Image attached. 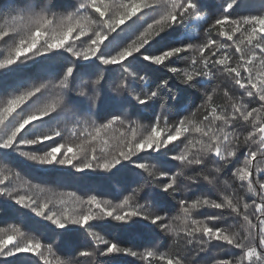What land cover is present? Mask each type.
Returning a JSON list of instances; mask_svg holds the SVG:
<instances>
[{"label":"snow or ice","instance_id":"1","mask_svg":"<svg viewBox=\"0 0 264 264\" xmlns=\"http://www.w3.org/2000/svg\"><path fill=\"white\" fill-rule=\"evenodd\" d=\"M247 7L219 0L210 14L208 0L0 5V207L26 210L32 222L0 226V264H118L121 256L197 264L214 242L238 250L215 264H264V10L240 15ZM133 65L170 75L153 82ZM217 72L241 95L224 91L219 104L218 86L209 87L194 110L182 103ZM129 107L151 108V123L133 119ZM228 174L248 200L221 184ZM118 175L126 178L119 190L96 183ZM182 178L218 191L189 195ZM136 231L145 236L137 248L115 234ZM161 233L171 246L154 243Z\"/></svg>","mask_w":264,"mask_h":264},{"label":"trees","instance_id":"2","mask_svg":"<svg viewBox=\"0 0 264 264\" xmlns=\"http://www.w3.org/2000/svg\"><path fill=\"white\" fill-rule=\"evenodd\" d=\"M38 2L41 4V6H43L48 2V0H38ZM67 2L68 0H52V5H56L57 3H67ZM5 3L6 0H0V5H4ZM218 3L219 0H208V4H209L208 11L210 14L211 11L214 10L215 6L218 5ZM262 3H264V0H249V7L240 10L239 14L240 15L258 14L261 10H264L261 8ZM147 22L150 23L151 20L149 19ZM192 32L194 35L199 37L198 39H194L192 41L193 43H200L204 39L203 33L199 31L198 26H193ZM178 63L183 64L184 61H180ZM132 69L140 70L142 74L148 75L153 82L158 81L160 78H166L167 75H170V74H166L163 69L143 68V66L140 65H133ZM111 75L113 76V78L118 79L120 75V70L118 68L114 69ZM89 78L94 79L95 76L85 77V79H89ZM9 83H11V81ZM217 86H218L217 94L214 97V99L219 104L227 103V98L223 95L224 91H228L231 95L237 97L241 95L240 90H238L233 86L230 79L223 72H217L210 86L203 82L198 83L195 89H190L188 91L182 103L188 104L194 110L195 105L201 102L204 92L208 90L209 87H217ZM248 99L250 98H247L246 102ZM251 106H256V104L253 102ZM176 110L177 109L175 105L171 107V111L169 113L170 119H175ZM129 111L133 112L132 118L137 119L140 124L147 125L151 123V117H152L151 108L145 109L143 114H137L136 111L131 107H129ZM240 131H243V129H240ZM214 167H215L214 164H209L205 174H207V171L214 169ZM261 167H264V165H261ZM188 175H196V173L192 170H186V176ZM182 180L184 184L189 185V195H192L193 193L195 195H199L202 192H209V194H212V192L218 191L213 186L207 185V183L203 181L197 182L200 185V187L197 188L192 186L191 182H188L185 178H182ZM224 180H227L231 185V188L227 189V191L235 192L238 196L243 197L245 200H248L252 196L251 193H248L246 191V188L240 186V183L238 181H233L230 174L221 176V184L223 183ZM125 182H126V178L118 175V176H112L106 178L102 177L96 183L100 188L107 189L108 187H111L113 189L119 190L120 187H122V185ZM107 198H112V197L109 196ZM201 211H204L206 212V214L209 215L215 214V210H201ZM20 220H24L25 222L32 223L26 214V210L13 208L8 205H4L3 207H0V226H3L5 223L19 222ZM229 222L232 223L234 221L230 220ZM35 226L36 225L33 224V227ZM49 234L53 235L55 239H59L58 237H55L54 233L50 232ZM115 234L118 236V238L121 241L125 242V246H129L133 248L143 246V241L145 239V236L139 231L116 232ZM82 239H86V237H82ZM154 243L159 244L162 248H167L172 245V239L170 236L161 233L159 237L156 238ZM229 255H238V250H234V249L230 250L228 247L220 244L219 242H214L213 246H209L208 252L201 254L199 257H196V260H197V264H215V261L227 259ZM118 264H140V261L134 257L121 256L118 258Z\"/></svg>","mask_w":264,"mask_h":264}]
</instances>
